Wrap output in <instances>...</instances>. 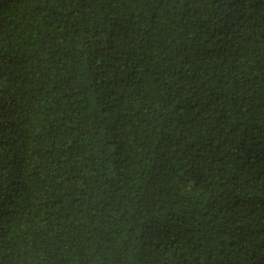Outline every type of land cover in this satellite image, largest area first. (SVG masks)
Returning <instances> with one entry per match:
<instances>
[{
  "label": "trees",
  "instance_id": "trees-1",
  "mask_svg": "<svg viewBox=\"0 0 264 264\" xmlns=\"http://www.w3.org/2000/svg\"><path fill=\"white\" fill-rule=\"evenodd\" d=\"M0 264H264V0H0Z\"/></svg>",
  "mask_w": 264,
  "mask_h": 264
}]
</instances>
